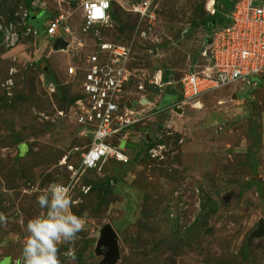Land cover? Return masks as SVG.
<instances>
[{
    "label": "rangeland",
    "instance_id": "374dc122",
    "mask_svg": "<svg viewBox=\"0 0 264 264\" xmlns=\"http://www.w3.org/2000/svg\"><path fill=\"white\" fill-rule=\"evenodd\" d=\"M156 1L148 38L133 43L126 98L143 118L122 144L128 160L71 179L67 166H79L91 139L76 119L78 81L66 71L90 52L96 28L81 29V0H0V264H21L26 224L45 211L37 197L52 182L71 185L72 211L85 221L58 245L60 264H105L106 224L117 236L113 264H264V234L252 236L264 219V79L183 103L181 78L203 62L206 0ZM134 2L111 0L112 26L99 28L106 38L134 37L125 9ZM60 15L73 34L56 50L45 29ZM10 24L20 34L31 27L14 46L2 39Z\"/></svg>",
    "mask_w": 264,
    "mask_h": 264
},
{
    "label": "built area",
    "instance_id": "2783aa9c",
    "mask_svg": "<svg viewBox=\"0 0 264 264\" xmlns=\"http://www.w3.org/2000/svg\"><path fill=\"white\" fill-rule=\"evenodd\" d=\"M214 3L215 0L206 3L210 14L215 12ZM79 8L81 29L90 32L96 28L90 33L88 42L92 49L76 64L69 65L66 72L78 81L80 96L74 102L76 119L91 140L81 154L79 166H67L71 179L99 167L107 159L128 160L122 144H126L129 130L143 118L126 98L133 43L135 38H148L158 15L156 0H137L125 8L134 14L137 27L134 37L124 42L106 38L99 29L112 26L111 0H81ZM226 16L229 18L226 25L208 24L200 53L201 67L194 65L181 78L183 103L196 106L203 95L235 81L264 79V0L258 4L253 0H236ZM23 17H27L26 11ZM46 25L48 37L69 42L68 36L73 32L62 15L47 21ZM30 30L27 26L20 34L10 24L2 34L3 42L6 46H14L21 35Z\"/></svg>",
    "mask_w": 264,
    "mask_h": 264
},
{
    "label": "clouds",
    "instance_id": "9594fccd",
    "mask_svg": "<svg viewBox=\"0 0 264 264\" xmlns=\"http://www.w3.org/2000/svg\"><path fill=\"white\" fill-rule=\"evenodd\" d=\"M45 211L26 224L28 233L22 247L21 264H60L58 245L72 242L85 227L81 216L72 211V187L50 183L37 197ZM5 217L0 215V221Z\"/></svg>",
    "mask_w": 264,
    "mask_h": 264
},
{
    "label": "water",
    "instance_id": "95a60500",
    "mask_svg": "<svg viewBox=\"0 0 264 264\" xmlns=\"http://www.w3.org/2000/svg\"><path fill=\"white\" fill-rule=\"evenodd\" d=\"M69 42L66 39L58 38L55 40L53 44V48L56 50L65 49L67 48ZM43 83L46 85H50L51 81L48 80L46 75L43 76ZM143 102H146L147 100L142 99ZM178 111L181 112V108H178ZM264 234V219L261 218L258 223V228L255 232H253L252 236H259ZM98 248L100 252L103 253L104 259L103 261L105 264H113L116 262L118 258V244H117V236L114 232L111 225L106 224L101 229V235L98 241ZM102 250V251H101ZM9 262L6 261V264Z\"/></svg>",
    "mask_w": 264,
    "mask_h": 264
},
{
    "label": "trees",
    "instance_id": "16d2710c",
    "mask_svg": "<svg viewBox=\"0 0 264 264\" xmlns=\"http://www.w3.org/2000/svg\"><path fill=\"white\" fill-rule=\"evenodd\" d=\"M208 0H206L207 3ZM234 1L236 0H215L214 6H215V12L214 14L208 13V18L206 19V27H208V24H215V25H226L229 23V18L226 16V14L231 10ZM205 3V5H206ZM30 4L28 3V6ZM206 9V6H204ZM207 11V10H206ZM111 15V13H110ZM112 19V15H111ZM39 20L36 21V24L39 26ZM91 170V169H90Z\"/></svg>",
    "mask_w": 264,
    "mask_h": 264
},
{
    "label": "bare ground",
    "instance_id": "6f19581e",
    "mask_svg": "<svg viewBox=\"0 0 264 264\" xmlns=\"http://www.w3.org/2000/svg\"><path fill=\"white\" fill-rule=\"evenodd\" d=\"M206 6V5H205Z\"/></svg>",
    "mask_w": 264,
    "mask_h": 264
}]
</instances>
